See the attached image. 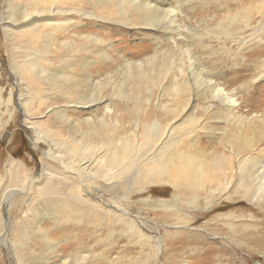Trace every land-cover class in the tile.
<instances>
[{"label": "bare ground", "instance_id": "1", "mask_svg": "<svg viewBox=\"0 0 264 264\" xmlns=\"http://www.w3.org/2000/svg\"><path fill=\"white\" fill-rule=\"evenodd\" d=\"M183 1L193 0H13L6 5L5 17L0 11L2 36L18 41L13 47L25 55L22 62L12 58L11 67L16 84L25 83L30 90L17 96V105L41 163L36 170L23 159L8 157L0 175V209L7 204L8 210L16 208L20 213L22 204L37 207L38 201H48L41 205L44 212L36 210L33 219L23 224L19 237L27 238V255H17L15 264H52L49 253L55 254L61 240L51 238L49 231L63 223L79 231L81 212L89 213L91 221L100 218L95 233L118 227L120 231L134 229L139 240L148 239L140 232L147 223L130 212V204L135 192L147 193L157 185H170V197H156L154 203L146 198L140 203L150 206L149 210H166L163 213L173 214L178 221L186 222L172 204L197 207L199 198L208 208L222 206L221 199H243L264 210V119L242 117L236 112L240 102L221 87L210 89L212 96H218L216 104L199 103L195 91L210 88L209 75L200 65L184 74L182 63L170 51L160 55L158 48L142 58L129 59L108 35L79 29L97 22L120 29L130 25L134 31L148 29V35L162 32L174 42L180 38L181 43L185 32L174 12L182 10ZM257 1L264 5V0ZM243 13L224 16L221 26L206 25L204 34L221 44L229 38L240 50L245 41L236 38L242 32L236 22L239 17L248 23ZM223 20L229 22L222 25ZM186 30L193 39L201 38L197 28ZM170 72L173 75L168 76ZM94 73L100 78L95 80ZM167 77L170 85L165 90L160 81ZM83 88H87L85 93H81ZM155 88L158 99L161 92L166 93L164 102L152 100ZM30 92L35 99H26ZM3 93L0 86V108ZM125 115L132 119L131 125ZM220 119L226 123L223 148L201 147L199 137L213 138V122ZM3 124L0 120V129ZM68 197L74 202H68ZM237 212H219L216 217H236ZM2 215L0 211V245L12 247L9 239L15 244L16 237L7 235L17 220L6 228ZM46 219L54 227L42 225ZM32 221L36 222L34 233L28 235ZM36 241L44 249L40 253L33 250ZM15 245L12 248L18 250L19 243ZM75 256L71 264L85 262L84 256Z\"/></svg>", "mask_w": 264, "mask_h": 264}, {"label": "rangeland", "instance_id": "2", "mask_svg": "<svg viewBox=\"0 0 264 264\" xmlns=\"http://www.w3.org/2000/svg\"><path fill=\"white\" fill-rule=\"evenodd\" d=\"M12 1L0 0V11L3 12V17L6 16L7 3ZM218 5H222L221 8L227 9L228 12L218 10ZM190 6L193 8L190 9ZM168 7L169 5H166V8ZM179 7L182 10L179 8L181 10L179 12L175 8L174 13L177 15L178 24L183 25L182 30L185 32L184 41L181 43L180 38L174 42L170 37L164 36L162 32L148 35L145 32L148 29L134 31L129 27L130 25L122 26L123 28L120 29L112 27L111 23L108 25L104 22H97V25L82 24L79 29L81 32H93L100 36L108 35L107 37L114 40L113 45L117 46L119 52L128 56L129 59L142 58L144 55L154 53L155 48H158L160 55L170 51L178 59V62L182 63L180 66L184 74L186 70L198 69V65H200L204 74L209 75L208 85L210 88L203 90L204 88L200 87L195 91V97L199 103L207 100L216 104L218 96L215 94L212 96L210 89L221 87L223 92H227L240 102L236 112L242 117L252 120L256 117L264 119V29L261 27L264 21V5H260L257 0H193L189 3L183 1V5ZM242 10L246 12L242 16L248 17V23H244L239 17L236 22L242 28V32L236 34V38L245 41L244 47H241L240 50L230 44L229 38L224 39V44H221L215 38L207 37L204 34L207 29L206 25L208 28L217 26V24L221 26L220 19ZM224 13L226 15H223ZM228 22V20H223L222 25ZM100 24H104V27H101ZM117 26L121 25L117 24ZM193 27L199 30L201 37L199 40L193 39V35L186 30V28ZM17 43L16 40L13 42L2 36L0 27V86L4 92V101L0 108V120L4 123L3 128L0 129V175L10 155L23 159L27 167H33L36 170L41 167L40 152L31 146L18 111L17 96L25 94L29 89L25 83L22 86L16 84L15 74L11 67L12 58L15 62L24 60L23 56L25 55L21 50L13 47ZM177 64L175 63V65ZM167 75L173 74L170 72ZM93 77L95 80L100 78L97 73H94ZM160 82L165 90L170 85L169 77ZM86 90L87 88H83L81 93H85ZM151 97L154 98L152 100L158 99L156 88ZM30 98L35 99L31 92L26 99ZM113 99L117 98L113 97ZM165 99H167L166 93L161 92V97L158 100L164 102ZM198 112L201 113L200 109ZM127 119L129 118L127 117ZM129 120L131 125L132 119ZM213 123V138L201 135L198 141L201 147H210L213 144L210 149L219 151L223 148L221 138L226 123L223 119ZM137 133L141 135L142 130L138 129ZM225 152L227 153V151ZM198 153L201 151L198 150ZM2 182L3 178L1 177L0 185ZM172 191L171 186L165 184L152 187L147 193L141 191L133 194L130 212L133 215H139L142 221L147 223L140 229V232L148 239L141 238L139 240V235L134 229L120 231L118 227L111 231L108 228H100V231L95 233L94 226L100 222V218L94 217L91 221L92 217L89 213L81 212L79 223L81 229L79 231H76L69 223L57 224L56 229L49 231L48 234L51 238L61 240L57 251L55 250L56 255L52 252L49 253L50 262L52 264L62 262L71 264L77 260L75 256L77 254L85 257L83 264H264L263 209L243 199L235 202L221 199L222 206L213 208H208L202 198H199L200 203L197 207L191 203L172 204L179 208L176 212L186 220L184 222L174 220L173 214L163 213L166 210H149L150 206L140 203L146 198L154 203L156 197H170ZM183 196L189 198L187 194H183ZM70 201L74 202L72 198L68 197V202ZM12 202L14 203V201ZM12 202L11 204H13ZM46 202L48 201H38L37 207H28L26 204H22L20 213L15 211L16 208H13V211L12 209L8 210L7 204L1 207L2 217L4 216L3 222H7L6 228L12 220H17L16 226L10 230L7 237L9 235L13 238L16 237L17 243L15 242V244L19 243V249L12 248L17 246L12 243V239H9L12 247L0 245V264H15L17 255L22 254L23 257L27 255V238L24 237L22 240L19 237L20 232L23 229V224L33 219L36 210V213L45 211L41 205ZM229 210L238 211L236 217H216L219 212ZM212 217L216 218L212 219ZM6 219L7 221H4ZM35 223L32 221L29 224L26 230L28 235L34 233ZM183 224L185 227H179L182 231L176 227ZM42 225L54 227L48 219L42 221ZM32 247L34 252L40 253L44 250L38 241ZM158 248H160V252L156 253Z\"/></svg>", "mask_w": 264, "mask_h": 264}]
</instances>
